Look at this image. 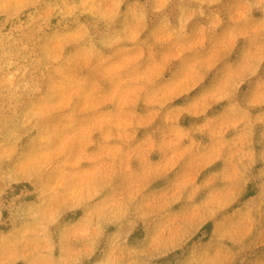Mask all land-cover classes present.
Listing matches in <instances>:
<instances>
[{
  "label": "rangeland",
  "instance_id": "1",
  "mask_svg": "<svg viewBox=\"0 0 264 264\" xmlns=\"http://www.w3.org/2000/svg\"><path fill=\"white\" fill-rule=\"evenodd\" d=\"M0 264H264V0H0Z\"/></svg>",
  "mask_w": 264,
  "mask_h": 264
}]
</instances>
